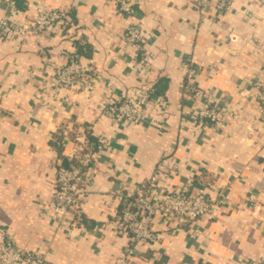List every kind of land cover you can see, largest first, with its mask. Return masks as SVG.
<instances>
[{"label": "crops", "instance_id": "1", "mask_svg": "<svg viewBox=\"0 0 264 264\" xmlns=\"http://www.w3.org/2000/svg\"><path fill=\"white\" fill-rule=\"evenodd\" d=\"M0 0V18L8 15ZM16 0L31 19L42 8L69 14L66 30L0 39V229L51 264H118L129 244L115 218L126 184L146 180L161 163L172 189L189 180L220 201L215 219H201L198 237L172 231L141 243L127 264H241L264 259V3L233 0L224 14L191 0ZM138 25L144 52L124 36ZM74 54L93 77L84 92L52 87ZM189 70L191 73L188 75ZM190 82L198 95L184 88ZM146 86L166 101L154 121L117 124L104 114L110 99ZM228 102L220 127L196 123L201 101ZM95 177L79 224H58L50 206L59 169L80 142L97 149ZM163 174V173H162Z\"/></svg>", "mask_w": 264, "mask_h": 264}, {"label": "built area", "instance_id": "2", "mask_svg": "<svg viewBox=\"0 0 264 264\" xmlns=\"http://www.w3.org/2000/svg\"><path fill=\"white\" fill-rule=\"evenodd\" d=\"M202 10L214 4L219 14H224L233 0H191ZM130 0H121V10L132 12ZM8 15L0 18V39L20 37L26 32L34 35L52 34L66 30L71 19L69 14L57 8H42L31 19H16L12 15L22 13L16 0H7ZM12 14V15H11ZM124 36L143 51L145 36L138 25H130ZM139 63L148 66L149 56L144 51ZM66 61L56 71L51 83L57 89L84 92L88 81L93 77L92 68L80 62L74 54H64ZM191 73L189 70L188 75ZM190 76V75H189ZM184 88L195 95L200 92L196 85L186 82ZM258 100L264 117V82L259 85ZM228 102L213 104L201 101L196 107V123L220 127L228 117ZM167 106L163 96L155 94V88L144 86L135 93L125 97L110 99L104 107V114L117 124L154 121L166 112ZM94 149L87 142H80L70 158L68 167L58 171L56 185L53 188L50 206L58 224H68L74 229L82 216V208L95 177L96 152H104L107 145L100 137ZM168 168L161 163L146 180L126 184L121 194V208L115 218L117 233L127 236L129 244L124 248L118 264H127L141 243L152 244L160 239V232L154 229L155 221L161 218L172 231L185 230L193 238L200 235L196 228L201 219H215L218 216L220 201L210 194L209 187H195L189 180L182 187L169 189L160 184ZM163 173V174H162ZM0 264H51L44 253L25 251L14 240L6 238L0 229ZM241 264H264V259L244 260Z\"/></svg>", "mask_w": 264, "mask_h": 264}, {"label": "trees", "instance_id": "3", "mask_svg": "<svg viewBox=\"0 0 264 264\" xmlns=\"http://www.w3.org/2000/svg\"><path fill=\"white\" fill-rule=\"evenodd\" d=\"M18 7L21 9V5L17 2ZM90 146L92 147V145L90 144Z\"/></svg>", "mask_w": 264, "mask_h": 264}, {"label": "water", "instance_id": "4", "mask_svg": "<svg viewBox=\"0 0 264 264\" xmlns=\"http://www.w3.org/2000/svg\"><path fill=\"white\" fill-rule=\"evenodd\" d=\"M262 3H264V0H260ZM67 167H68V165H67Z\"/></svg>", "mask_w": 264, "mask_h": 264}]
</instances>
